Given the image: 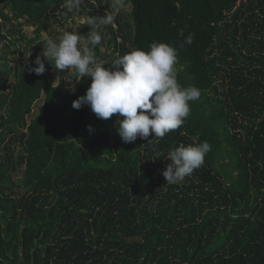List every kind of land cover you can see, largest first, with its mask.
<instances>
[{
	"label": "trees",
	"instance_id": "1",
	"mask_svg": "<svg viewBox=\"0 0 264 264\" xmlns=\"http://www.w3.org/2000/svg\"><path fill=\"white\" fill-rule=\"evenodd\" d=\"M113 2L0 0V264H264V0ZM109 14L94 48L106 69L166 43L178 83L201 91L163 138L124 143L122 117L73 109L91 77L43 57L47 38L85 40ZM204 141L202 166L166 184L169 151ZM217 146L235 176L217 170Z\"/></svg>",
	"mask_w": 264,
	"mask_h": 264
},
{
	"label": "clouds",
	"instance_id": "2",
	"mask_svg": "<svg viewBox=\"0 0 264 264\" xmlns=\"http://www.w3.org/2000/svg\"><path fill=\"white\" fill-rule=\"evenodd\" d=\"M81 0H67L69 10L76 9ZM125 6L124 0H114L113 8ZM115 15L89 18L90 32L81 40L76 32H65L58 37L59 43L47 38L43 57L52 58L60 72L75 69L81 79L91 77L86 94L73 101V109L90 106L98 119L108 120L114 114L118 119L116 129L124 143H132L139 137L163 138L180 128L190 115V103L200 99L201 91L195 86L181 87L177 80L178 51L166 43L153 42L149 51L133 50L118 57L109 70L97 61L94 48L102 41L101 25L114 24ZM183 36V30L180 31ZM193 42L189 34L185 43ZM92 45V48L89 47ZM31 69L36 75L46 71L45 63L37 56ZM91 130V126H89ZM211 145L201 142L170 150L171 161L162 172L166 184L181 182L202 166Z\"/></svg>",
	"mask_w": 264,
	"mask_h": 264
},
{
	"label": "rangeland",
	"instance_id": "3",
	"mask_svg": "<svg viewBox=\"0 0 264 264\" xmlns=\"http://www.w3.org/2000/svg\"><path fill=\"white\" fill-rule=\"evenodd\" d=\"M85 22H87V17L81 18L80 19V23L84 24ZM33 28H29L28 31L31 34L33 32ZM76 28L73 29V31H75ZM79 34V33H78ZM81 37V40L83 41L84 37L82 34H79ZM221 138H224V135H221ZM217 154H216V158H217V162L215 164V166H217V170H219L222 174H227V176H229V174L235 176V172L233 171L234 169V163H233V156L231 157V155L226 151L224 146H217ZM215 158V159H216Z\"/></svg>",
	"mask_w": 264,
	"mask_h": 264
}]
</instances>
